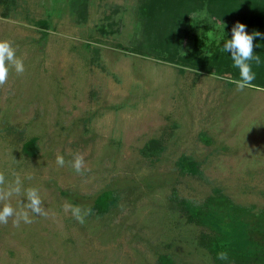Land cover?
Here are the masks:
<instances>
[{
  "label": "rangeland",
  "instance_id": "rangeland-1",
  "mask_svg": "<svg viewBox=\"0 0 264 264\" xmlns=\"http://www.w3.org/2000/svg\"><path fill=\"white\" fill-rule=\"evenodd\" d=\"M139 3L0 1V41L24 65L0 84V197L17 176L22 185L0 208L11 204L31 219L0 224V264H159L160 255L214 264L173 193L201 203L219 191L264 209V86L240 89L230 74L139 53ZM207 17L184 24L191 32L181 55L202 26L205 54L224 36L225 26ZM29 140L32 155L23 150ZM76 155L81 173L70 163ZM28 188L38 190L46 215L26 208ZM107 191L116 202L92 210Z\"/></svg>",
  "mask_w": 264,
  "mask_h": 264
},
{
  "label": "trees",
  "instance_id": "trees-1",
  "mask_svg": "<svg viewBox=\"0 0 264 264\" xmlns=\"http://www.w3.org/2000/svg\"><path fill=\"white\" fill-rule=\"evenodd\" d=\"M137 14L144 37L137 47H143L139 53L199 72L218 76L230 74L236 81L241 80L242 69L234 66L230 55L222 51L224 41L227 37L231 38V28L239 21L246 25L249 34L257 31L264 33V0H140ZM203 14L210 22L215 20L217 24H222V21L226 33L213 42L212 52L205 54L201 38L209 28L201 27L198 21L195 29L201 27L199 30L202 33L194 36L193 48L188 55H181L179 50L187 45L191 32L184 24L198 20ZM253 44L254 55L259 57V62L249 61L255 75L250 84L264 86V39L257 37ZM152 148L157 153V146ZM23 150L27 155L34 154L35 142H25ZM187 169L196 171L193 165H187ZM171 200L187 223L202 230L198 243L208 252L214 264H264V209L254 212L253 206L236 205L219 191H214L201 203L180 199L174 193ZM115 202L114 192H103L95 199L92 210L103 213ZM220 252H227V260L218 258ZM157 261L159 264H174L167 255H160Z\"/></svg>",
  "mask_w": 264,
  "mask_h": 264
},
{
  "label": "clouds",
  "instance_id": "clouds-1",
  "mask_svg": "<svg viewBox=\"0 0 264 264\" xmlns=\"http://www.w3.org/2000/svg\"><path fill=\"white\" fill-rule=\"evenodd\" d=\"M221 23L225 25L222 21ZM257 37L264 39V33L257 31L249 34L246 31V25L237 21L231 28V38L229 39L227 37L222 45V51L230 55L234 66L242 69L241 80L237 82L240 89H243L246 85L250 84L255 78L254 73L251 71V65L249 64V61L256 60L259 62V57L254 55L253 44L254 39ZM255 47H257V45H255ZM10 67H15V70L18 73L24 71L23 61L16 57L15 49L12 47V45L8 41H0V84H3L7 80ZM56 162L58 165L64 166L65 159L62 155H58L56 157ZM70 163L77 173H81V169L84 164V159L82 156L76 155ZM3 182L4 176L0 175V183ZM21 190V181L17 176L15 181L8 185L7 190L0 198L10 197L14 193L19 194ZM25 191L28 201L26 208L30 209L31 212L35 214L46 215L47 213L44 212L41 207L42 201L38 190L35 188H28ZM73 214L81 223H83V218L79 215L78 209H73ZM13 216L16 217L14 223L18 224L21 219L25 223H31V219L27 211L16 212L11 204H4L3 207L0 208V224L8 223L9 217ZM218 258L221 260H227V252L218 253Z\"/></svg>",
  "mask_w": 264,
  "mask_h": 264
}]
</instances>
